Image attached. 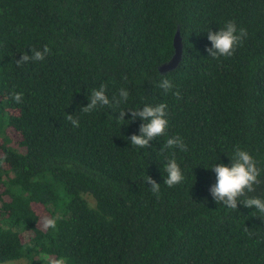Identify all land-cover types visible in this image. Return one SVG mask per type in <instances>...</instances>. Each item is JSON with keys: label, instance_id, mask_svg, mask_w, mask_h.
I'll return each mask as SVG.
<instances>
[{"label": "trees", "instance_id": "obj_1", "mask_svg": "<svg viewBox=\"0 0 264 264\" xmlns=\"http://www.w3.org/2000/svg\"><path fill=\"white\" fill-rule=\"evenodd\" d=\"M229 20L248 35L213 58L208 31ZM178 30L182 60L161 73ZM44 45L43 61L17 66ZM101 84L127 102L81 111ZM159 103L165 134L133 146L145 121L131 110ZM120 110L123 124L108 118ZM175 136L187 151L163 147ZM237 146L261 170L246 195L264 199V0H0V263L264 264L262 214L210 191ZM173 156L185 179L169 187Z\"/></svg>", "mask_w": 264, "mask_h": 264}, {"label": "clouds", "instance_id": "obj_2", "mask_svg": "<svg viewBox=\"0 0 264 264\" xmlns=\"http://www.w3.org/2000/svg\"><path fill=\"white\" fill-rule=\"evenodd\" d=\"M247 30L243 27L238 28L237 24L229 20L225 23L219 31L213 32L209 29L208 39L212 42V47L207 51L209 56L217 58L220 56L230 57L234 54L236 48L243 43L247 37ZM51 53L48 45H44L42 49L32 48V55L29 56L26 52L22 57L16 60L17 66H22L29 61H43L46 56ZM159 87L165 91H170L173 84L167 78H162ZM106 84H101L99 88H94L91 95L88 96L89 103L86 107H82L81 111L85 113H92L98 107L115 105L119 106L122 102L126 103L129 97V92L125 88L119 90L118 97L113 95L109 99L106 95ZM177 98H180L179 90L173 93ZM12 97L16 103L22 102L23 93L13 92ZM125 111L120 110L119 115L113 117L109 114V119L123 124L125 121ZM168 106L166 103H159L155 106L144 104L142 110L132 109L129 123L140 117L145 123L140 125V134H132L130 142L133 146L140 149L147 148L149 141L163 136L168 128ZM66 119L71 122L74 127H79V120L72 115H66ZM167 148H179L181 151H187L186 145L180 136L169 137L163 146ZM216 174V182L211 187L210 191L215 199V202L222 203L230 209H237L238 201L245 207H255V209L262 215L264 219V199L259 197H248L246 194L255 191L254 185L260 183L261 170L257 167V161L246 150L241 149L239 146L231 155V163H217L212 166ZM167 176L164 179V184L173 187L181 183L185 177L180 165L176 159L170 157L165 165ZM146 182L151 184V191L154 194H159L160 184L152 179L151 176L146 177ZM241 197H245L241 200ZM44 226L46 228H55V219H45ZM59 264V262H58Z\"/></svg>", "mask_w": 264, "mask_h": 264}, {"label": "water", "instance_id": "obj_3", "mask_svg": "<svg viewBox=\"0 0 264 264\" xmlns=\"http://www.w3.org/2000/svg\"><path fill=\"white\" fill-rule=\"evenodd\" d=\"M174 46H175V53L172 56V58L159 66V70L161 73H166L168 71L174 70L175 68L178 67V65L182 60L183 42L179 30L176 32L174 37Z\"/></svg>", "mask_w": 264, "mask_h": 264}, {"label": "rangeland", "instance_id": "obj_4", "mask_svg": "<svg viewBox=\"0 0 264 264\" xmlns=\"http://www.w3.org/2000/svg\"><path fill=\"white\" fill-rule=\"evenodd\" d=\"M89 201L91 203H93V200L91 199V197H88ZM0 264H27V262L25 260H14V261H9V262H5V263H0Z\"/></svg>", "mask_w": 264, "mask_h": 264}]
</instances>
